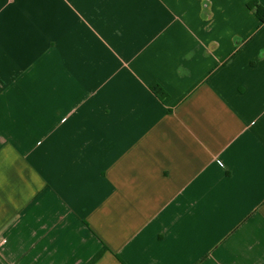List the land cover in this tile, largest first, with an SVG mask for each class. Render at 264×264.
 Instances as JSON below:
<instances>
[{
  "label": "crops",
  "instance_id": "crops-1",
  "mask_svg": "<svg viewBox=\"0 0 264 264\" xmlns=\"http://www.w3.org/2000/svg\"><path fill=\"white\" fill-rule=\"evenodd\" d=\"M264 0H0V264H264Z\"/></svg>",
  "mask_w": 264,
  "mask_h": 264
},
{
  "label": "trees",
  "instance_id": "trees-1",
  "mask_svg": "<svg viewBox=\"0 0 264 264\" xmlns=\"http://www.w3.org/2000/svg\"><path fill=\"white\" fill-rule=\"evenodd\" d=\"M256 11L259 15V18L261 19V21L264 20V11H263V8L260 7V5H257L256 7Z\"/></svg>",
  "mask_w": 264,
  "mask_h": 264
}]
</instances>
